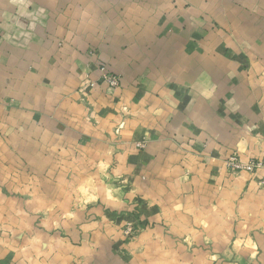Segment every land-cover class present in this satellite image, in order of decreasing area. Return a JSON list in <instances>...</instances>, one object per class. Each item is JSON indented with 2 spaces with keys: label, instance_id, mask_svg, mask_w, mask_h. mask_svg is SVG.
Listing matches in <instances>:
<instances>
[{
  "label": "crops",
  "instance_id": "0c3cea01",
  "mask_svg": "<svg viewBox=\"0 0 264 264\" xmlns=\"http://www.w3.org/2000/svg\"><path fill=\"white\" fill-rule=\"evenodd\" d=\"M101 64L120 85L83 98ZM263 150L264 0H0V223L84 212L139 228L140 264H264V171L224 165Z\"/></svg>",
  "mask_w": 264,
  "mask_h": 264
},
{
  "label": "rangeland",
  "instance_id": "374dc122",
  "mask_svg": "<svg viewBox=\"0 0 264 264\" xmlns=\"http://www.w3.org/2000/svg\"><path fill=\"white\" fill-rule=\"evenodd\" d=\"M103 66L106 67L107 71L116 74L110 71L107 65H99L100 80L87 77L80 84L79 92L83 98L88 96L90 88L99 83L107 84L103 78ZM92 82L95 85L92 86ZM242 130L255 135L258 142L261 141L260 135L262 133L258 126ZM137 146L143 148L145 144L142 142L138 143ZM259 160H264V150L255 155L248 153V151L241 154L235 152L224 160V165L229 173L247 172L255 174L260 170L264 171V169L250 171L243 166ZM238 165L242 167H238ZM261 176L262 182L264 173ZM17 210L16 217L23 219V222L17 220L16 223H0V264H140V255L138 254L140 252V239L136 238L139 228L136 227V229L132 224H128L123 229L127 240L111 241L94 237L95 230L90 228L91 226L87 222V214L84 212L82 215L85 216L86 223H76L72 227V224L65 221V224L57 227L56 224L49 225L42 221L44 216L42 211L44 210L41 208L33 207L32 212L27 210L26 213L25 209H21L23 210L22 214L19 209ZM69 210V213L64 212V220L70 219L73 214L76 215L79 211H83L79 208H70ZM26 215L31 222H28V219L27 222H24ZM106 245L112 249L113 254L105 255ZM64 249H72V251H67V253Z\"/></svg>",
  "mask_w": 264,
  "mask_h": 264
},
{
  "label": "built area",
  "instance_id": "2783aa9c",
  "mask_svg": "<svg viewBox=\"0 0 264 264\" xmlns=\"http://www.w3.org/2000/svg\"><path fill=\"white\" fill-rule=\"evenodd\" d=\"M102 71H103V78L107 84H109L112 87L119 86V84L121 82V77L119 75L112 74L111 72L107 71L105 66L102 67ZM91 85L93 86V85H95V83L92 82ZM238 167H242V166L238 165ZM243 167H245L246 169H248L250 171H254V170L260 169V168L264 169V160H259V161L247 164ZM262 183H264V176L262 179Z\"/></svg>",
  "mask_w": 264,
  "mask_h": 264
}]
</instances>
